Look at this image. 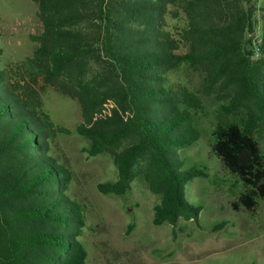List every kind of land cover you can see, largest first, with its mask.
Segmentation results:
<instances>
[{
    "label": "trees",
    "instance_id": "1",
    "mask_svg": "<svg viewBox=\"0 0 264 264\" xmlns=\"http://www.w3.org/2000/svg\"><path fill=\"white\" fill-rule=\"evenodd\" d=\"M31 1L41 25L29 35L35 49L0 68V264H87L77 239L84 207L67 195L72 172L49 155L51 141L71 131L45 112L47 88L77 102L74 133L88 142L82 151L112 159L117 179L97 191L123 196L139 176L159 197L153 225L175 227L179 219L197 222L200 212L185 185L205 173L183 171L174 156L200 139L201 105L196 94L165 81L183 64L198 68L208 88L232 90L221 113L246 110L238 122L217 123L210 149L242 183L233 210L255 211L264 200L254 138L264 123V15L258 32L251 0ZM169 7L186 19L177 39L163 29ZM181 45L185 54L176 53Z\"/></svg>",
    "mask_w": 264,
    "mask_h": 264
},
{
    "label": "rangeland",
    "instance_id": "2",
    "mask_svg": "<svg viewBox=\"0 0 264 264\" xmlns=\"http://www.w3.org/2000/svg\"><path fill=\"white\" fill-rule=\"evenodd\" d=\"M259 32L264 15V0H251ZM31 0H0V68L13 66L29 57L35 44L29 35H38L41 25ZM186 27L181 10L168 8L163 29L175 39ZM259 35V34H258ZM256 33L252 35L253 38ZM180 46L177 54H185ZM257 58V56H255ZM205 74L183 64L167 74L165 85L176 92L187 89L197 95L201 107L195 126L200 139L180 149L174 156L182 170L197 168V176L185 185L187 201L200 208L198 221L179 219L176 226H154L153 207L159 197L151 193L144 180L136 176L123 196L102 195L97 185L117 179V170L107 154L88 157L82 151L88 142L74 133L80 123L79 106L53 91L42 94L44 110L56 126L71 131L51 141L49 155L72 172L67 195L84 207L85 227L77 238L87 252V264H264V200L251 214L234 211L232 203L243 191L242 183L231 175L211 153V132L219 121L238 122L245 115L220 112L232 90L220 83L208 88ZM264 161V123L254 134ZM225 223L221 228L219 226Z\"/></svg>",
    "mask_w": 264,
    "mask_h": 264
}]
</instances>
